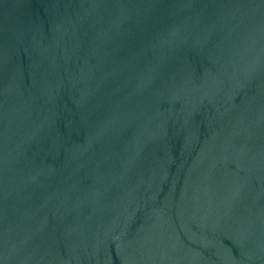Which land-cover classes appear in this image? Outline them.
Segmentation results:
<instances>
[{
    "label": "water",
    "instance_id": "water-1",
    "mask_svg": "<svg viewBox=\"0 0 264 264\" xmlns=\"http://www.w3.org/2000/svg\"><path fill=\"white\" fill-rule=\"evenodd\" d=\"M0 264H264V0H0Z\"/></svg>",
    "mask_w": 264,
    "mask_h": 264
}]
</instances>
